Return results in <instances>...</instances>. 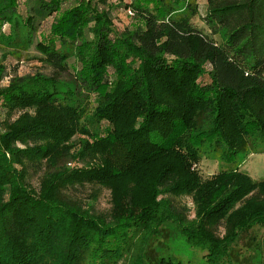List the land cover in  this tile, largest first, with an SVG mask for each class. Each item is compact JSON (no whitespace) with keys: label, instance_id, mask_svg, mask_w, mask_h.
<instances>
[{"label":"trees","instance_id":"16d2710c","mask_svg":"<svg viewBox=\"0 0 264 264\" xmlns=\"http://www.w3.org/2000/svg\"><path fill=\"white\" fill-rule=\"evenodd\" d=\"M205 1L210 35L193 26L197 0H134L137 24L119 33L108 0H0V48L35 45L61 72L73 48L92 90L117 74L93 108L58 75L0 84V264H117L134 251V264H186L157 252L175 237L207 264H264V179L237 160L264 152V0ZM204 156L218 162L208 178ZM86 185L91 202L70 196ZM102 188L107 213L93 207Z\"/></svg>","mask_w":264,"mask_h":264},{"label":"rangeland","instance_id":"374dc122","mask_svg":"<svg viewBox=\"0 0 264 264\" xmlns=\"http://www.w3.org/2000/svg\"><path fill=\"white\" fill-rule=\"evenodd\" d=\"M132 1L134 0H108L107 9L113 22L114 33H119L123 29L131 28L137 24L136 18H134L132 14H129V8H127ZM197 3L198 14L193 18V26L210 35V30L204 23L202 17L203 14H205L206 1L197 0ZM66 5L68 4L64 6ZM19 11L21 14L25 13L24 3L20 4ZM52 19L53 16L43 22L36 34V40H47L49 37V25ZM85 37L90 39L91 34L86 31ZM214 37L219 40L218 35ZM81 50V55H83L86 60L92 57L91 48L82 47ZM67 52L69 53V57L66 61L67 68L61 72L52 66V63L46 59L45 55L38 51L35 45L22 51H16V53H12V51L6 48H0V65L5 66L6 72V76L2 79L0 84L6 86L10 77L15 74H17V76L34 75L36 73H41L46 76L58 75V79L62 80V83H65L72 91H78V93L82 92L80 97L81 101L86 100L89 107L93 108L96 105V98L98 96L96 94L110 91L117 79V74H115L111 67H108L105 71L106 80L104 83L101 81L94 90L81 86L78 84L77 78H81V76L87 73L91 69L90 65L84 62L81 63V61L76 58L73 48L67 49ZM201 79L202 82L209 80L207 75H204ZM62 90H65L64 86H62ZM4 117L5 113L0 106V119ZM101 126L104 128L106 123H102ZM76 137H74V139H76ZM263 147V145L257 146L258 149ZM237 160L240 161L239 170L249 175L253 180L264 179V152L252 153L247 156H243L239 153L237 155ZM67 165L73 166L74 162H69ZM196 168L202 178H208L218 170V162L207 159L204 156L198 162ZM40 176L41 174L39 172L31 174L30 184L34 188L38 187ZM92 190L91 186L86 185L83 188L78 187L77 189H71L69 194L72 197L80 199L82 202H91L89 194ZM172 202L175 206L185 205L188 208L189 217H193V205L189 197L172 198ZM93 207L94 211L97 213H107L109 211L110 196L108 190L103 188L99 190L98 198L93 203ZM134 252L136 253L137 251ZM134 252L121 259L117 264H134L136 259V256L133 257V254H135ZM157 252L164 256L182 260L186 264H207L203 258V254L205 253L204 250L199 247L189 246L181 237H175L173 240H170L166 248H157Z\"/></svg>","mask_w":264,"mask_h":264},{"label":"built area","instance_id":"2783aa9c","mask_svg":"<svg viewBox=\"0 0 264 264\" xmlns=\"http://www.w3.org/2000/svg\"><path fill=\"white\" fill-rule=\"evenodd\" d=\"M129 14H132V13L129 11Z\"/></svg>","mask_w":264,"mask_h":264}]
</instances>
